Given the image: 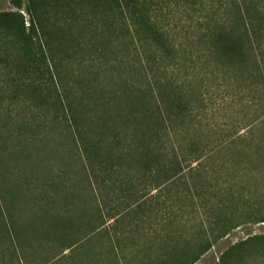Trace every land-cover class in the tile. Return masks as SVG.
I'll return each mask as SVG.
<instances>
[{
	"label": "trees",
	"instance_id": "obj_1",
	"mask_svg": "<svg viewBox=\"0 0 264 264\" xmlns=\"http://www.w3.org/2000/svg\"><path fill=\"white\" fill-rule=\"evenodd\" d=\"M53 5L59 24L47 44L29 5V25L20 10L0 11V91L38 95L72 140L54 206L40 203L25 233L61 252L85 241L91 264H193L242 221H264L262 182L250 189L243 179L249 163L256 174L264 167V0ZM219 83L247 113L233 133L198 123ZM19 227L0 210V264H27L24 249L38 244ZM261 237L217 264L242 259Z\"/></svg>",
	"mask_w": 264,
	"mask_h": 264
},
{
	"label": "rangeland",
	"instance_id": "obj_2",
	"mask_svg": "<svg viewBox=\"0 0 264 264\" xmlns=\"http://www.w3.org/2000/svg\"><path fill=\"white\" fill-rule=\"evenodd\" d=\"M28 5L33 13L38 12L42 17V27L39 26L36 40L47 44L53 40L48 31L54 30V23L59 24V19L54 20L56 14L53 0H0V11L20 10L25 16L26 25H29ZM177 23L180 25L181 22ZM86 76L89 77L87 73ZM205 103L208 108L202 110L198 123H212L216 128H227L230 133L241 129L243 123H246L247 113L243 111L236 114L231 96L222 83L212 84L207 91ZM247 105L249 103L242 104L243 107ZM253 108H259V104ZM261 111L262 109H258V112ZM58 123L66 122L54 120V107L42 105L38 95L26 98L23 94L0 91V210L3 209L7 221L17 220L18 225H22L23 230L22 227L19 228L24 239L29 236L38 242L34 248L24 249L27 264H37L48 257L57 264H91L95 258L92 257L93 261H90L92 254L85 241L61 252L58 242L52 241L47 246L41 244L44 241L43 235L34 234L32 237V234L25 233L26 223L30 218L34 219L40 203L47 202L54 206V177L58 179V175L65 171L67 174L70 172L67 164L71 161L67 162V159L72 140L69 134H59ZM20 129L24 132L29 129L34 135L16 136V131ZM23 144L27 148H22ZM247 166L243 179L250 189L256 185L257 179L262 182V193L258 201L264 208V167L260 169V174H256L251 169L252 163ZM256 235L262 237L251 239L244 251V257L230 264H264V221L250 220L242 221L230 230L193 264H217L226 249ZM82 236L83 233H78V237ZM10 256L11 249L10 252L7 251L5 259L8 261ZM24 263L26 264L25 261Z\"/></svg>",
	"mask_w": 264,
	"mask_h": 264
}]
</instances>
